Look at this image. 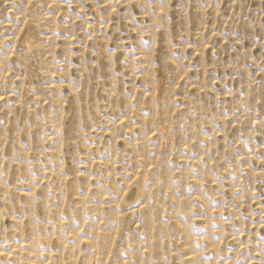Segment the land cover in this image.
Wrapping results in <instances>:
<instances>
[{"label": "rangeland", "instance_id": "obj_1", "mask_svg": "<svg viewBox=\"0 0 264 264\" xmlns=\"http://www.w3.org/2000/svg\"><path fill=\"white\" fill-rule=\"evenodd\" d=\"M0 264H264V0H0Z\"/></svg>", "mask_w": 264, "mask_h": 264}, {"label": "bare ground", "instance_id": "obj_2", "mask_svg": "<svg viewBox=\"0 0 264 264\" xmlns=\"http://www.w3.org/2000/svg\"><path fill=\"white\" fill-rule=\"evenodd\" d=\"M192 179V178H191ZM136 181H138L137 179H135ZM194 180V179H193ZM141 181V180H140ZM131 182V181H130ZM129 182V183H130ZM139 182V181H138ZM137 183V182H136ZM140 183V182H139ZM139 183L137 184V185H139ZM141 184V183H140ZM128 185H130V184H128ZM136 185V186H137ZM125 186H127V185H125ZM139 187H141V185L139 186ZM127 188V187H126ZM137 188V187H136ZM138 191H140V190H137V189H134L131 193V195H133L132 197H134V196H136L138 193H141V192H138ZM141 196V195H140ZM197 197V196H196ZM131 198V197H130ZM140 201V200H139ZM122 203H124V202H122ZM129 204V203H128ZM127 207H129L128 205H127ZM126 207V208H127ZM140 207V206H139ZM143 208V207H142ZM137 209V208H136ZM2 214V213H1ZM2 253V252H1ZM191 254V253H190ZM6 255V254H5ZM189 260V259H188Z\"/></svg>", "mask_w": 264, "mask_h": 264}]
</instances>
